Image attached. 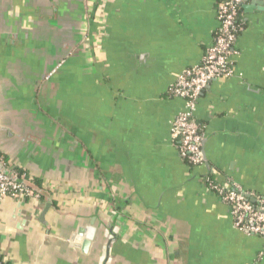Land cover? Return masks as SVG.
Returning <instances> with one entry per match:
<instances>
[{"label":"crops","instance_id":"0c3cea01","mask_svg":"<svg viewBox=\"0 0 264 264\" xmlns=\"http://www.w3.org/2000/svg\"><path fill=\"white\" fill-rule=\"evenodd\" d=\"M221 1L0 0V161L43 192L0 198L6 264H264L205 184L264 199V0L241 6L236 74L197 101L205 163L172 138L186 104L170 88L213 45Z\"/></svg>","mask_w":264,"mask_h":264},{"label":"built area","instance_id":"2783aa9c","mask_svg":"<svg viewBox=\"0 0 264 264\" xmlns=\"http://www.w3.org/2000/svg\"><path fill=\"white\" fill-rule=\"evenodd\" d=\"M255 0H222L218 5L217 17L220 30L213 45L207 50L202 63L187 69L170 88L172 96L185 100V110L181 112L172 125V138L183 161L193 168L205 163L203 154L204 135L196 117L197 101L209 85L220 78H231L236 74L231 59L233 47L242 32L240 21L241 6ZM9 173L0 169V198L12 197L20 200L39 198L40 196L29 186L18 181L24 180L19 172L3 164ZM18 179V180H17ZM206 189L217 194L230 208L235 227L248 235L264 239V199L251 202L240 187L226 188L207 179ZM0 264L6 262L0 257Z\"/></svg>","mask_w":264,"mask_h":264},{"label":"water","instance_id":"95a60500","mask_svg":"<svg viewBox=\"0 0 264 264\" xmlns=\"http://www.w3.org/2000/svg\"><path fill=\"white\" fill-rule=\"evenodd\" d=\"M0 169L3 170L5 173H9L1 161H0ZM18 181L31 187L37 193L43 194L42 190L39 189L37 186H35L32 182L28 180H23V179H19ZM96 235H97V227L95 226V221H92L90 225L86 227L78 228L77 232L75 233L73 237V241L83 242L84 243L83 251L86 252L89 246L95 240Z\"/></svg>","mask_w":264,"mask_h":264},{"label":"trees","instance_id":"16d2710c","mask_svg":"<svg viewBox=\"0 0 264 264\" xmlns=\"http://www.w3.org/2000/svg\"><path fill=\"white\" fill-rule=\"evenodd\" d=\"M187 164H188V162L187 161H185ZM21 172V171H20ZM251 202H255V201H253V200H251ZM257 203H254V205H256ZM7 264H9V263H7Z\"/></svg>","mask_w":264,"mask_h":264}]
</instances>
